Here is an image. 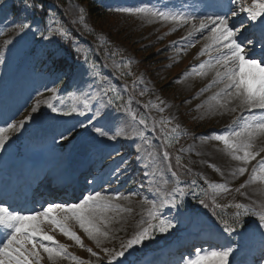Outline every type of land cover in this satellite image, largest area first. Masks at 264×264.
<instances>
[{"label": "snow or ice", "instance_id": "snow-or-ice-1", "mask_svg": "<svg viewBox=\"0 0 264 264\" xmlns=\"http://www.w3.org/2000/svg\"><path fill=\"white\" fill-rule=\"evenodd\" d=\"M13 3L19 10V16H14V24L20 34L31 33L34 37L38 35L49 44L57 38L60 41L73 40L72 30L57 18V13L53 9L47 7L46 0H13ZM111 10L139 18L148 24L170 23L173 25L171 29L173 32L179 27L190 26L180 41H174L170 45L177 49V55L185 53L186 47H194L195 43L199 42L197 36L207 41L198 55H207L208 58L198 65H193L180 79L190 74L206 76L209 71H215L213 80L202 88L199 94H203L216 84H222L223 87L198 104L197 110L207 105L210 113L218 109L236 112L239 108L241 114L224 129L213 132L203 139L222 142L227 153L234 160L242 162L244 166L234 169L233 175H243L247 172V165L261 157V153L264 152V147L254 150L257 138L264 137V0H252L251 4H247L245 0H192L191 3L181 0L179 4L173 0L167 2L156 0L155 3L148 0L145 3L118 6ZM11 11L7 0H0V12L7 14ZM79 13L78 18L70 23H79L88 28L89 32L95 33V29L85 22L86 10L82 6L79 7ZM240 13H246V19L237 22L236 18ZM205 33L207 35H204ZM97 36L100 45H111V41L103 33ZM6 43L11 44L12 41ZM75 51L76 59L83 67V76L75 83V91L68 93L72 100L71 104L64 102L56 88L50 89L53 95L45 103L57 117H84L86 123L77 121L63 127V130L57 133L59 138L57 142H70L75 138L73 133L77 129H83L92 138L91 142L84 145L86 152L105 142L129 141L133 147L131 159L125 158L116 150L115 157L112 152H107V158L115 165L109 175L119 181L120 176L128 171L131 164L143 163L144 169L148 170L143 173L148 181V190L154 192L157 197L143 198L142 202L149 207L145 209L146 214L138 222L139 230L122 242L119 250L103 247L102 252L106 260L91 247H88L87 251L97 258V264H100L101 260H104V264H138L136 253L143 250L145 242L153 241L156 233L167 234L177 228L179 221L176 217L166 216L165 210L170 213L172 209H178L184 204L186 192L178 183L179 169L183 167L185 172H190L191 169L181 164L182 156L179 153L185 151L183 147L174 157L170 149L179 144L181 138L188 135V132L180 123L175 122L177 117L163 115L171 105L161 97L140 105L145 110L158 111L161 114L159 119L151 117L149 120L147 115L139 116L132 109L133 103H136L132 93L137 85L142 89L139 96H144L150 91L143 83V76L137 77L132 71L134 58L121 57L117 61L115 59L119 52L117 49L108 54V58L112 59L110 65L107 59L103 62V68H111L121 77H134L131 84L123 85L124 90L129 93V98L125 101L121 90L113 84L110 75L102 71L101 63L91 58L89 53L92 49L83 50L77 47ZM58 55L55 48H46L43 53L45 59L53 64ZM257 55L258 59L255 58ZM4 62L0 57V64ZM57 79L61 77L57 76ZM222 97L224 99H221ZM233 102H236L237 106L230 108ZM40 103L37 101L33 106V113L39 111ZM32 119V115H29L22 121L9 123L6 127L0 128V153L6 151L7 143L11 139L6 133L10 130L24 129L25 124ZM167 172H170L171 179L177 182L171 189L168 188ZM85 181L95 182L88 181L87 177ZM256 181L264 182V157L253 166L249 180L241 184L236 191L240 192L247 183ZM190 183L196 185V180L192 179ZM103 184L111 186L112 180H103L101 188ZM139 187L144 188L145 185L141 183ZM207 188L212 189V192L204 189L203 195L210 196L213 204L217 191L231 190L226 184L215 182H207ZM137 194L135 191L126 195L119 191L106 193L93 189L87 194H82L75 203L50 202L42 205L41 210H17L5 199L8 195L6 190L0 188V264H43L44 254L51 264H57L60 259H70L74 264H93L91 260H85L70 252L69 246L60 243L46 230L45 225L51 226L53 231L58 230L75 241L79 247L85 248L82 237L71 227L70 222L74 221L97 247H100L104 240L110 237L107 229L115 219L109 213L133 211L132 208L124 207L115 201L129 200L131 196ZM199 203L208 206L204 199H200ZM229 207L237 209L232 218L229 220L217 217L215 225L219 235L224 237L225 243H217L214 248L207 250L194 246L187 256L181 255L176 264H238L232 257L247 247L250 237L246 235L245 230L252 228V224L255 225L252 236L259 239L264 264V203L257 207L255 203L236 202ZM247 216H255L256 219L246 225L244 217ZM233 234L243 243L236 244L231 239ZM234 244L236 246H233Z\"/></svg>", "mask_w": 264, "mask_h": 264}, {"label": "rangeland", "instance_id": "rangeland-1", "mask_svg": "<svg viewBox=\"0 0 264 264\" xmlns=\"http://www.w3.org/2000/svg\"><path fill=\"white\" fill-rule=\"evenodd\" d=\"M96 2L104 9H114L118 6L145 3L148 0H96ZM152 2L155 3L156 0H152ZM162 2H167V0H162ZM173 2L179 4L181 0H173ZM187 2L191 3L192 0H187ZM245 2L251 4L252 0H245ZM7 3L12 9L11 13L0 12V57L5 61L0 64V113L5 111L0 114V118H2L0 128L6 127L9 123L22 121L29 115H32L33 119L25 124L24 129L10 130L6 133L11 139L4 151L7 153V157L1 165L4 167L0 169L1 176L11 170L8 165L20 170L19 166L24 162L34 168L40 165L41 171L33 174L34 180L42 177V180L37 181L34 186L35 192L56 184L60 177L64 176L65 180L71 177L78 178L77 175L80 173L82 175L80 178L83 177V180L81 182L77 179L80 190L78 194L81 195L79 198L83 193L87 194L88 190L96 189L103 180L108 179L112 180L111 186L108 184H103V186L110 191L109 193L113 191H119L126 195L133 191L138 193L131 196L129 200L115 201L124 207L132 208L133 211L131 213H109L115 219L107 229L110 232V237L104 240L100 247H97L95 242L74 221L70 222L71 227L82 237L85 248L79 247L75 241L64 236L58 230L53 231L51 226L45 225L46 230L54 235L60 243L69 246L70 252L97 264V258L87 251V248L91 247L106 260L107 258L102 252L103 247L119 250L121 243L139 230L138 222L146 214L145 209L149 207L142 202L143 198L145 196L149 199L157 198L154 192L148 190V181L143 175L148 170L144 169L143 163L131 164L128 171L120 176L119 181L109 175L115 165L111 159L107 158V152H112L115 157L116 151H118L125 158L131 159L133 147L129 141L119 140L100 144L86 152L84 145L91 142L92 138L83 129H77L73 133L75 138L70 142H57L59 139L57 133L62 131L63 127L75 124L77 121L86 123L84 117H57V114L51 113L45 103L53 95L50 89L56 88L64 102L71 104L72 100L68 93L75 91V83L80 81L83 76V67L76 59L75 49L77 47H81L83 50L92 49L89 53L91 58L101 63L102 71L110 75L113 84L121 90L125 101L128 100L129 93L124 90L123 85L131 84L134 77H121L113 69L103 68V62L107 59V63L110 65L112 59L108 58V54L117 49H119L115 57L117 61L121 57L134 58L132 71L137 77L143 76V83L150 91H147L144 96H139L142 89L137 85L132 93L136 101L133 103L132 109L139 116L147 115L149 120L151 117L159 119L161 114L158 111L155 109L145 110L140 105L156 101L157 97H161L171 105L163 115L177 117L175 122L180 123L188 132V135L181 138L179 144H175L170 149L174 157L183 147L185 151L179 153L182 156L181 164L191 169L190 172H185L183 167L179 169L178 183L186 192L184 204L178 209H172L170 213L165 210L166 216L177 218L179 221L177 228L167 234L156 233L153 241L145 242L143 250L136 253L138 264H176L181 255L187 256L194 246L207 250L214 248L217 243L223 244L225 243L224 237L220 236L215 228L217 211L229 208L233 210L235 208L229 207V205L236 202L255 203L257 207L264 203V182L247 183L240 192L236 191L241 184H245L249 180L253 166L261 157H264V152L261 153V157H257L247 165L248 171L243 175H233V170L229 167L231 156L224 149L222 142L203 139V137L210 136L213 132H218L230 125L241 111L239 108L236 112L218 109L216 112L210 113L207 105L197 110L198 104L219 91L223 85L216 84L203 94H199L200 90L213 80L214 70L209 71L206 76L190 74L186 78L180 79L182 74L189 71L193 65H198L208 58L207 55H198L200 49L207 43L200 36L196 38L199 42L195 43L194 47H186L183 54L177 55V49L170 46L172 42L180 41L187 34L190 26L179 27L173 32L171 31L173 25L170 23L148 24L139 18L118 12L116 18L109 17L104 21L92 24L87 19L88 14L86 13L85 22L95 29V33H93L79 23H70L80 15V6L86 10L85 4L79 0H46L47 7L57 13V18L72 30L73 36L72 41H60L57 38L52 44H49L38 35L34 37L31 33L20 34L14 24V16H19V10L14 7L13 0H7ZM245 19L246 13H240L236 18L237 22ZM99 33H103L111 41V45H100L97 36ZM9 40L12 41L11 44L6 43ZM46 48H55L59 53L56 60H61L66 68L61 71L55 69L47 71L46 67H38V58ZM255 58L258 59L259 55ZM57 76H60L61 79H57ZM186 100L190 102L185 103ZM37 101L41 102L39 111L33 113L32 108ZM229 107L231 108V106ZM257 139L259 142H255L254 150L264 147V137ZM21 141L23 144L19 146ZM79 147L84 150L80 154L77 151ZM160 150L158 147V151ZM17 154L20 155L19 158ZM222 156L223 158H219ZM173 164H175L174 159ZM212 165L216 167L214 168ZM68 166L69 169H67ZM74 166L75 171L69 175L65 174L66 169L71 170ZM11 172L12 170L5 177L11 175ZM16 173L14 172V178L10 181L16 178ZM166 176L169 178L168 188L176 186L177 182L171 179V173L167 172ZM85 177L88 181L95 180V182L86 183ZM192 179L196 180V185L190 183ZM3 181L5 180L1 177L0 187ZM207 182L224 183L231 190L228 192L217 191L216 201L213 204L210 196L203 195L202 190L204 189L209 193L212 192V189L207 188ZM141 183L145 185L144 188L139 187ZM55 187L46 191L53 193ZM59 189L61 190L60 187ZM65 189L70 191L69 186ZM69 195L74 196L73 194ZM200 199H204L208 206L201 205ZM255 219V216H248L245 219V224H251ZM254 228L255 225L252 224V228L245 230L246 235L250 237L247 247L232 257L238 264H253V262L262 264L259 239L252 236ZM231 239L236 244L243 243L235 234ZM104 260H101L100 264H104ZM43 264H51L46 254H44ZM57 264H74V262L70 259H60Z\"/></svg>", "mask_w": 264, "mask_h": 264}, {"label": "bare ground", "instance_id": "bare-ground-1", "mask_svg": "<svg viewBox=\"0 0 264 264\" xmlns=\"http://www.w3.org/2000/svg\"><path fill=\"white\" fill-rule=\"evenodd\" d=\"M210 92H212V91H210ZM232 105H235V107L237 106L236 105V102H233L230 106L232 107ZM4 112L5 111H2V113H4ZM2 113H0V114H2ZM1 119L2 118H0V124L2 122ZM256 141L259 142L258 139ZM105 143H108V142H105ZM102 144H104V143H102ZM77 151L80 154L84 150L79 147V148H77ZM6 154H7L6 152H4V153L2 152L0 154V169L4 168L1 165L4 163V161H5L6 157H7ZM219 158H223V156L222 157H219ZM8 166L12 170L11 175L9 174L7 177H5L11 170L8 171V173L5 174L4 176H1L2 173L0 174V178L2 177L5 180L1 184L2 186L0 188L6 190V192L8 194L9 193H15L17 191H20L21 192L20 197H18L15 200V202H13V203L10 204V205H12L15 208H18L20 204H24V203H32V204L33 203H37V198L43 199L42 200L43 201V204H41V206H42V205H45L48 202L59 203L58 200H61V199L64 200L63 203H75V202L78 201L79 197L81 196V195L78 194V191H80L79 190V184H78L79 182L77 181L76 183H74V180H77V178L71 177V178L66 179V180L64 179V181H62V184H57L59 182H56V184H52L51 186H48V187L43 188V190H41V191H38L37 190V192H35L34 186L36 185V182L40 180V178H37L36 180H34L33 174H34V172H40L41 171L40 165H39V167H35L34 168L32 166L27 165V163H24L23 162L19 166L20 167V170L14 169L10 165H8ZM241 166H243L242 165V162H240L238 160H234L232 157H230V164H229L230 169L234 170V169H237V168H239ZM67 169H69V166H68ZM67 169L64 172H65V174L69 175L73 171H75V166L72 167L71 170H67ZM78 170H79V167H78ZM78 170H77V173H78ZM14 172H17L16 173V178L10 181V179L14 178V176H13L14 175ZM77 176L79 178V175H77ZM64 184H66L67 186H65ZM54 185L55 186L57 185V187H55ZM68 186H69L70 190H71V187L70 186H72L73 189L75 188L74 189L75 192L74 191L73 192H70V191L68 192L69 189H65ZM51 187L52 188H54V187L56 188L54 190L55 192L52 191L53 193H49L48 191H46L47 189L51 190ZM59 187L61 188V190L59 189ZM66 190H67V192H66ZM90 190L93 191V189H90ZM90 190H88V193L91 192ZM95 190L96 191H104L106 193H109L110 192L104 186H103V188H101V185H99ZM248 193H249V191H248ZM69 194H73L74 196H70ZM75 194H78V195H75ZM83 194H85V193H83ZM5 199H6V197H5ZM41 206H40V210H41ZM152 262H154V260H152Z\"/></svg>", "mask_w": 264, "mask_h": 264}, {"label": "trees", "instance_id": "trees-1", "mask_svg": "<svg viewBox=\"0 0 264 264\" xmlns=\"http://www.w3.org/2000/svg\"><path fill=\"white\" fill-rule=\"evenodd\" d=\"M79 1L86 5V13L88 14L87 19L92 24L104 21L109 17L116 18L117 12H115L111 9H104V7L100 4H98L96 2V0H79ZM58 11L60 12V10H58ZM63 19H66V18L63 17ZM37 66L38 67H46L45 69H48V70L55 69V70H60V71L63 70L64 68H66L65 64L62 63L61 60H55V63L53 64V63L47 61L44 56H39ZM236 211H237V209H233V210H231L230 208L226 209V210L222 209V210L217 211V214H218L217 217L230 220ZM247 217H244V220ZM215 221L217 223V219H215Z\"/></svg>", "mask_w": 264, "mask_h": 264}]
</instances>
